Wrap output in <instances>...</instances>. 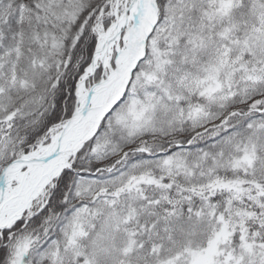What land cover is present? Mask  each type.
Returning a JSON list of instances; mask_svg holds the SVG:
<instances>
[{
	"label": "snow or ice",
	"instance_id": "1",
	"mask_svg": "<svg viewBox=\"0 0 264 264\" xmlns=\"http://www.w3.org/2000/svg\"><path fill=\"white\" fill-rule=\"evenodd\" d=\"M0 264H264V0H0Z\"/></svg>",
	"mask_w": 264,
	"mask_h": 264
}]
</instances>
